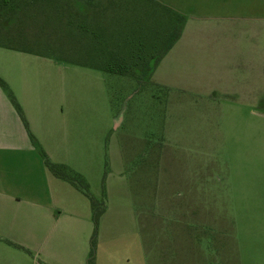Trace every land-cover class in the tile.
<instances>
[{"label": "rangeland", "instance_id": "obj_1", "mask_svg": "<svg viewBox=\"0 0 264 264\" xmlns=\"http://www.w3.org/2000/svg\"><path fill=\"white\" fill-rule=\"evenodd\" d=\"M81 1L101 9L116 7L118 19L110 23V14H103L100 22L103 20L105 25H98L95 30L99 37L94 38L89 20L79 22L77 7ZM157 1L0 0V43L41 54L26 57L0 47V71H6L9 65L20 70L22 65L30 66L32 72H68L65 98L69 102L64 107L65 117L56 120V130L82 136L86 151L98 150L103 178L93 194L106 207L105 175L113 172L112 187L108 180L112 191L110 215L99 220L96 232V253L102 250L101 263L114 264L120 252L117 262L125 264V257L130 255L133 264H138L132 253L145 247L148 264H173L174 247L178 250L176 261L191 260V247L197 251L195 261L239 264L238 206L232 200L230 204L223 202L221 180H217L222 170V135L227 128L223 117L239 110L222 94L192 92L181 97L174 90L150 85L147 79L150 68L178 32L182 16L188 21L193 19V23L207 24L254 21L264 19V11L253 9L255 4L264 8V0H159L173 6L174 14L163 7L159 9ZM31 3L39 6L37 12L29 13ZM71 9L75 11L69 15L67 11ZM63 15L68 19L65 23ZM116 71L134 72L138 80L109 73ZM201 74L196 72V77ZM147 141L148 165L132 175L135 184L131 183L125 192L130 193L133 205L139 209L143 210V202L144 206L150 204L149 220H145V209L144 218L141 212L140 221L134 217L132 224L131 217L120 211L129 207V198L114 194L117 171L127 167L133 159L132 150H140ZM158 151L162 153L160 164L165 167L160 174L165 180L164 188L159 189ZM192 170L199 171L200 177H208V181L197 180L190 190L184 178ZM142 174L148 179L146 187L141 186ZM176 201L183 218L175 224ZM249 207L254 210L252 205ZM211 226L215 233L206 257V244L198 242L196 234Z\"/></svg>", "mask_w": 264, "mask_h": 264}, {"label": "crops", "instance_id": "obj_2", "mask_svg": "<svg viewBox=\"0 0 264 264\" xmlns=\"http://www.w3.org/2000/svg\"><path fill=\"white\" fill-rule=\"evenodd\" d=\"M157 2L159 9L163 7L168 13H176L173 6ZM38 7L31 3L29 13L37 12ZM109 8L89 6L85 1L78 4L79 22L89 20L94 38L99 37L95 30L98 25H105L103 20L100 22L103 14H110V23L118 19L116 7ZM253 9L264 11L262 4H255ZM74 11L71 9L67 13L70 15ZM62 18L64 23L68 21L66 15ZM193 21L184 17L179 23V37L172 39L168 49L155 61L147 80L150 85L174 90L181 97L192 92L208 96L219 93L238 108L235 112L238 116H234L235 113L230 116L229 112L223 117L227 128L222 135V170L217 180H221L223 202L230 204L232 200L238 206L239 264H264V134L261 133L264 130V19L233 24ZM0 47L26 57L32 53L41 55L28 48L2 43ZM41 59L51 60L46 56ZM5 67L6 71H0V264H89L95 227L90 196L71 181L56 176L43 154L45 152L51 162L65 164L72 172L84 176L90 195L96 198V186L103 178L98 150L86 151L82 136L60 134L56 130V120L65 117L64 107L69 102L65 98L68 72H32L30 66L22 65L20 70L12 65ZM196 72L202 74L196 77ZM109 73L128 76L134 82L137 79L129 72ZM148 144L147 141L145 147L132 150L130 164L117 171L114 194L122 193L129 198V207L124 202L126 206L120 211L131 217L132 224L134 217L140 221L141 212L144 218L145 209V220H149L150 204L144 206L143 202V210L139 209L133 205L130 193L125 192L134 183L132 175L144 171L148 165ZM161 159L162 153L158 151L157 189L164 188L163 181L165 183L164 178H160L165 170ZM112 173L109 171L105 175L107 207L105 205L100 220L110 215L112 191L108 180L112 187ZM184 179L190 190L197 180L208 181V177H200L197 170L189 171ZM147 181L142 174L141 186L146 187ZM174 205L176 224L183 215L179 202ZM251 205L253 211H250ZM197 232L196 238L206 244L205 254L209 257L207 250L215 232L212 226ZM145 251L143 247L132 253L134 263L148 264L149 256ZM189 254L191 260L176 261L178 250L174 247L173 264H214L212 260H193L197 255L195 248L190 247ZM101 256L102 250H97L94 264H103ZM119 259L120 252L114 264H121L117 262ZM125 261V264H133L130 255Z\"/></svg>", "mask_w": 264, "mask_h": 264}, {"label": "trees", "instance_id": "obj_3", "mask_svg": "<svg viewBox=\"0 0 264 264\" xmlns=\"http://www.w3.org/2000/svg\"><path fill=\"white\" fill-rule=\"evenodd\" d=\"M43 1L49 2L52 0H43ZM53 1H55V0H53ZM183 19H184V17L182 16V20ZM178 37H179V34L177 32L176 35L173 37L174 38L173 40L177 39ZM169 46H170V44H169ZM119 73H128V72H119ZM131 73L134 74V72H131ZM12 98H13V101L15 102L17 109L20 111L19 104L16 102L14 97H12ZM43 154L46 158V163H47L48 167L56 176L71 181L80 190H82L85 194L90 196L91 204H92V208H93V220H94V225H95V227H94L95 231H94V234H93L92 239H91V252H90L88 262H89V264H94V260H95V256H96V232H97L100 217L104 213V210H105V203H104V201H100V200H98V199H96L90 195L89 185L83 179V177L80 174L72 172V170L69 169L68 166L65 164H58V163L51 162L48 159L47 154L45 152H43Z\"/></svg>", "mask_w": 264, "mask_h": 264}]
</instances>
